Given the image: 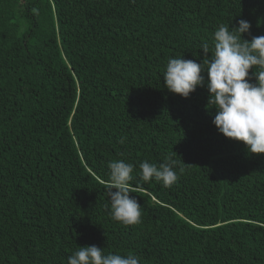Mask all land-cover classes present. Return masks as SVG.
Listing matches in <instances>:
<instances>
[{
    "label": "trees",
    "instance_id": "trees-1",
    "mask_svg": "<svg viewBox=\"0 0 264 264\" xmlns=\"http://www.w3.org/2000/svg\"><path fill=\"white\" fill-rule=\"evenodd\" d=\"M241 19L264 36V0H0V264L92 245L139 264H264V154L218 132L205 87L185 99L163 79ZM168 156L174 184L140 179ZM113 160L134 166L138 224L111 218Z\"/></svg>",
    "mask_w": 264,
    "mask_h": 264
},
{
    "label": "clouds",
    "instance_id": "clouds-1",
    "mask_svg": "<svg viewBox=\"0 0 264 264\" xmlns=\"http://www.w3.org/2000/svg\"><path fill=\"white\" fill-rule=\"evenodd\" d=\"M252 25L241 19L238 27L221 24L214 32L211 56L209 44L203 43L202 63L195 60L170 58L163 79L167 90L185 99L198 87L209 92L208 106L216 109L213 124L224 137L243 143L251 154H264V36H252ZM245 34L251 37L244 39ZM255 69L253 77L250 72ZM207 73L205 78L202 73ZM178 161L171 156L159 164L140 163L139 176L144 182L153 178L168 187L177 179ZM107 195L110 215L125 226L138 224L141 205L130 195L134 166L123 160H113L108 165ZM184 168H180L183 172ZM67 264H139L133 254H105L98 246L79 247L67 259Z\"/></svg>",
    "mask_w": 264,
    "mask_h": 264
}]
</instances>
